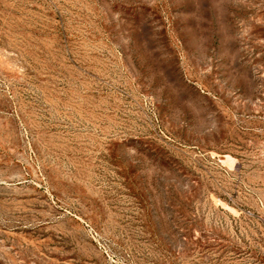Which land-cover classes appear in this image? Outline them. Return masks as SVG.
I'll use <instances>...</instances> for the list:
<instances>
[{"label":"rangeland","instance_id":"1","mask_svg":"<svg viewBox=\"0 0 264 264\" xmlns=\"http://www.w3.org/2000/svg\"><path fill=\"white\" fill-rule=\"evenodd\" d=\"M0 264H264V0H0Z\"/></svg>","mask_w":264,"mask_h":264}]
</instances>
